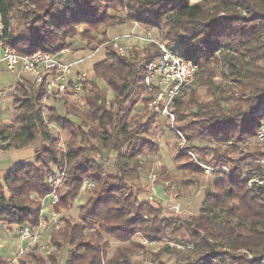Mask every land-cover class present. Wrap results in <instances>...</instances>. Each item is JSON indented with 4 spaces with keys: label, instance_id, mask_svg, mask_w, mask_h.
Returning <instances> with one entry per match:
<instances>
[{
    "label": "trees",
    "instance_id": "obj_1",
    "mask_svg": "<svg viewBox=\"0 0 264 264\" xmlns=\"http://www.w3.org/2000/svg\"><path fill=\"white\" fill-rule=\"evenodd\" d=\"M13 12L24 25L18 32L11 28ZM0 14L4 42L21 54L38 49L58 53L74 45L77 36L89 50L107 48L105 58L94 64V74L113 93L107 104L105 90L91 79L84 103L55 100L44 115L38 103L41 92L31 80L17 82L11 96L14 116L10 123L0 122V148L38 145L32 161H18L0 182V225H39L41 198L52 189L47 183L52 165L68 171L65 186L59 188L58 210L80 195L86 179L95 181L79 220L60 216L64 225L51 233L49 243L55 249L48 257L33 250L20 256L19 264H56L60 250L67 252L64 264H103L106 257L109 264H143L134 258L141 253L149 254L145 259L153 264H167L161 260L165 254L175 257L168 264H264V182L250 184L254 177L264 180V149L235 153L239 144L258 139L264 121V0H0ZM127 21L139 23L168 46L176 44L199 67L193 95L177 100L175 111L182 121L177 127L187 148L221 168L205 189L199 211L187 218L166 216L150 193L141 199L146 190L134 192L126 182L140 181L151 171L154 160L147 164V154L157 152L160 143L141 134H148V125L161 118L148 109L133 114L148 93L145 69L159 49L121 55L107 33L110 26ZM217 75L232 77L236 90L214 86ZM198 86L208 88L209 99L196 96ZM61 102L65 115L58 110ZM46 119L71 134L66 150L58 146L59 137ZM105 151L114 154L115 173L105 169ZM174 160L184 173L204 172L184 151L174 153ZM160 173L173 179L165 167ZM192 176L184 178L186 184L196 182ZM137 234L141 240L135 239ZM168 234L191 247L184 253L167 242L155 251L143 242H160ZM111 239L120 243L108 256ZM0 264L14 263L2 258Z\"/></svg>",
    "mask_w": 264,
    "mask_h": 264
},
{
    "label": "built area",
    "instance_id": "obj_2",
    "mask_svg": "<svg viewBox=\"0 0 264 264\" xmlns=\"http://www.w3.org/2000/svg\"><path fill=\"white\" fill-rule=\"evenodd\" d=\"M4 33V22L0 14V74L3 71L2 63L6 70L14 75V81H0V97L7 92V85L14 89L17 82L29 78L36 90L41 92L38 98V103L45 108L49 105V100H61L63 98H75L81 103H84V96L87 91L91 90L88 82L91 80L88 72L83 68H75L82 65L87 58L81 57L74 61L66 60L63 56L68 52L69 48H64L58 53H51L42 49L34 51L32 54H21L16 48L4 42L2 35ZM133 34H125L124 37H131ZM139 40L151 48L152 51L159 49V55L151 59L145 69L144 83L147 88L148 110L157 113L161 117L168 120L173 130L179 137V150L190 155L191 159L204 167V173L207 176L214 175V172L221 168L212 164L205 163L193 149L187 148V139L182 131L177 127L178 118L175 111L177 100L185 96L194 85L198 73V64L192 58L183 54L177 48L168 46L165 41L157 38L152 31H146L143 35L138 36ZM110 43L116 48L121 55H128L134 49V45H123L119 38L110 39ZM37 96L38 94L35 93ZM49 127L54 125L46 119ZM257 138L264 141V121L262 122L261 130L257 134ZM63 150H66L63 148ZM227 169V168H224ZM68 171L66 168L54 167L47 175V183L52 188L51 191L43 197L42 214L45 212V205L51 208L46 210L49 212V218L42 219L37 226L30 224L20 225L19 238L29 245H36L40 239L44 238L47 231L58 230L61 227L62 220L60 219V211L54 209L60 201L59 188L65 186ZM157 174L152 172L148 179L154 182ZM263 183L264 180L259 177H254L250 180ZM95 186V181L86 179L83 183L80 193H88ZM151 201H156L157 205L166 207L165 215H180L182 209L180 204L175 200V197L161 196L154 185L152 193L149 195ZM164 201V203L162 202ZM161 203V204H160ZM145 243H148L145 240ZM172 245V244H171ZM177 247L182 248L183 246ZM191 247V245H188ZM40 249H44L45 245L40 244ZM185 248V246H184ZM22 252V250H21ZM105 264V263H104ZM148 264H153L149 261Z\"/></svg>",
    "mask_w": 264,
    "mask_h": 264
},
{
    "label": "rangeland",
    "instance_id": "obj_3",
    "mask_svg": "<svg viewBox=\"0 0 264 264\" xmlns=\"http://www.w3.org/2000/svg\"><path fill=\"white\" fill-rule=\"evenodd\" d=\"M193 1H196V0H193ZM85 27H86L85 25H81L79 28H80V30H82ZM11 28L16 30V32H18L24 28L22 21L17 17V13H15V12H13V17L11 19ZM115 29H116L115 27L111 28V30H115ZM136 32H139V31H136ZM111 33H112V31L107 33V36L111 37V35H110ZM73 42L76 43L77 47L80 46L79 43H82V45L85 44L84 40H82L79 36L74 38ZM75 43H74V45L71 46V47H73L72 49L76 48ZM172 47L176 48V44L173 43ZM106 49L107 48H105V47H100V49L90 59V60H92V64H93V62L99 61L100 59H102L106 56ZM146 49L147 48H144V49L137 48V49H133V50H138V51L142 52V51H145ZM71 56L73 57V55H70V54L64 55L63 57L66 58V60H67V59H71ZM142 58H143V54L141 53L138 60L141 61ZM81 66L82 65L77 64L75 66V68H78V67L80 68ZM82 68H84L89 73V70H87V68H85V66ZM92 68H93V66H91L89 68L90 73H91ZM26 79L30 80L29 78H25V80ZM14 80L15 79L12 76V74H9L6 72H3L0 74V81L1 82H10V81H14ZM93 80H96L95 82L97 83V85L100 89L105 90L106 96H107V101H108L107 104H110L111 100L113 99V93H112L111 88H109L107 86V84L105 83V81L102 78L94 77ZM218 84H226V86L228 88H231L232 91L236 90L235 85H234V81H233L232 77H230V76H227V75H226V77L222 76V75L215 76L214 77V86H218ZM12 88H13L12 86L7 85V90H6L7 93L4 96L0 97V122H2V123H7L14 116V108H13L12 97H11L14 89H12ZM212 89H213V87H212ZM196 92H197L196 96H200L201 98H204V99H209L211 96V94L208 92V88L206 86H198L196 88ZM192 95H193V91L191 90L188 94L185 95V99H188ZM143 96H145V97L143 98V100L139 101V104H137V108L135 106V110L133 111V114L134 113H143L145 111H148L147 110L148 98H146V96H148V95L146 92H144ZM69 99H71L72 101H75L74 98H69ZM55 102H56L55 100H49V104H56ZM58 110H59V112L62 113V115L66 114V109L63 106L62 102L60 103ZM45 112H46V114L48 113L47 108H45ZM69 116L72 118L74 117V115H72V114H70ZM139 120H141V121L146 120V117L140 118ZM181 123H182V121H179V119H178L177 124H181ZM145 126H147V124ZM149 126H150V128H149L150 131L148 133L149 135L148 134H141V136L154 138L155 140H157L160 143V148L155 153H151L149 155L147 154V159H146L147 164H150V162H152L154 160V162L152 163V167L150 169L151 171H146L145 175H143V178L140 181L136 180V179H127L126 182H127L128 186L131 187V190H133L134 192H136L138 189H142V188H143V190H146V192L144 191L145 192L144 194L143 193L141 194V199L145 198V194L147 195V193H150V194L152 193V189H153L154 185L157 188H158V186H161L162 189H165L164 191L169 192L171 196L175 197V200L180 204V208L182 209V213H179V214L181 217L187 218L193 214H196L199 211L201 204H202V201H201V203H199V200H198L199 194H201V193L204 194L205 189L211 184L214 176L213 175L207 176L204 172L202 174L196 173V175L192 176V174H193L192 172L191 173L190 172L184 173L181 169L177 168V166H176L177 162H175V160H174V153L175 154H176V152L178 153L180 140H179L178 134L173 130V128L171 127V125L167 119H165L163 117L157 118L156 122L148 125V127ZM50 128L59 137V140L57 143L58 146L61 147L62 149L63 148L67 149L68 146H67L66 142H67V140L70 139L71 134L68 131L58 127L56 124L51 125ZM195 141H197L198 143L202 142L200 140H195ZM201 144H203V143H201ZM213 144L215 145L216 143H213ZM37 145H38V143H37ZM37 145L36 144H29V145L22 147V148H13V149H15L19 152L20 151L29 152L30 150H33V153L30 154V156H28V159H32L35 157ZM216 146H219V145L216 144ZM227 147H228V143L222 144V148H227ZM239 147L240 148L235 151L236 155H239V150H241V148H244L245 152L246 151H254V150H258V149H262V148L264 149V145L261 144V142L255 138L248 139L247 142H245L243 144H239ZM0 149H2V148H0ZM105 155L108 156L109 153L107 151H105ZM113 156H114V154H113ZM113 156L111 155V157H110V155H109L108 160H104L103 162L105 164L104 166H105V169L107 171L115 173L116 172V167H115L116 160H115V158H113ZM98 157H99V155H98ZM54 167H56V166L52 165V168H54ZM163 167H165L168 170L170 176H172L173 179L172 178L165 179L164 177H162V175H161L162 173H160V172H161V169ZM153 168H156V169L154 170ZM152 172H155L157 174V180H155L154 182H151L148 179V176ZM191 176L193 178H195L196 182H194L193 184H186L184 181V178L185 177H191ZM6 192L8 194L7 190H6ZM91 196H93V193H91V192H88L85 194L80 193V195L76 199L71 201V203H70L71 205L68 204L67 206L59 207V210L58 209H56V210L60 211L61 216L68 214L70 216V219L77 221V220H79V217H80V208H81L82 204H84L86 202V200L88 199V197H91ZM41 202L43 203V197L41 198ZM152 202H154V204H156V201H152ZM162 202L164 203V201H162ZM198 203L200 204L199 208H198ZM159 206L163 209V213L165 214L164 210L166 209V207H163L161 205H159ZM50 208H51L50 206L45 205V213L47 212L46 210H48ZM53 208L55 209L56 206ZM45 213L42 214V212H41V216L45 215ZM42 219L43 218L41 217V220ZM62 225H64V224L61 222V227H62ZM19 226H20L19 224H13L11 228H16ZM4 231L9 232V234L11 233L10 232L11 230L7 229V228H5ZM52 232H54V231H52ZM11 235H13V234H11ZM168 236H170V238ZM173 237H174L173 235L168 234V235H165L164 238L162 239V241H160V242H152V243H149V242L145 243V241H143V242L149 250L152 249V250L157 251L163 244H165L167 242H170L172 244L171 246H173L174 244H177L176 238L171 239ZM179 237L180 236H178V238ZM4 238L7 239L8 242L12 241V239L10 240L9 235L4 236ZM135 239L141 240L140 234L139 235L137 234L135 236ZM41 240H44V239L42 238ZM111 243H112V247L108 252V256H111L113 254V251H114L116 244H119L120 242L111 239ZM41 244H44L45 248L40 249L37 252L40 254H44L45 257H48V255L55 249L54 246H51L47 242H44V243L41 242ZM15 245H16V242L15 243L11 242V247H14ZM179 246H183V245L179 244ZM176 248H179V250H182L184 253H186V251L190 247L185 246V248H184V246H183L182 248H180V247H176ZM145 251H148V250H145ZM58 253H59L58 254V260H57L56 264H64L65 260H66V256H67L66 250H64V251L60 250ZM62 253H63V258H61ZM27 254L28 253H26L24 255H27ZM10 257H12V255H10ZM146 257H147V259H150L149 254L146 255V254L141 253L139 255L134 256V258L142 260L143 264H148L147 259H145ZM161 260L166 261L168 263H171L172 260H175V257L171 256V254H165L162 256ZM107 261H108V258L106 257L103 264L104 263L109 264V263H107ZM47 264H53V263L48 262Z\"/></svg>",
    "mask_w": 264,
    "mask_h": 264
},
{
    "label": "crops",
    "instance_id": "obj_4",
    "mask_svg": "<svg viewBox=\"0 0 264 264\" xmlns=\"http://www.w3.org/2000/svg\"><path fill=\"white\" fill-rule=\"evenodd\" d=\"M113 27H115L116 29L111 30V28H113ZM83 29H85V28H83ZM110 31H112V33L110 34L111 37H109V38L110 39L119 38V41L123 45H134L136 48H142V49L148 47L143 42H141L138 38L139 35H143L146 31L139 23H137L135 21H127L123 24L110 26L108 28V33ZM136 31H139V32H136ZM125 34H133V36L125 38L124 37ZM79 44H80L79 47H76L75 49H72L73 47H70L68 52L63 54V55H69V54L73 55V57L71 56V59H67V60L74 61V60L81 58V57H89L91 52L93 53V51H95L93 53V55H94L100 49V47H99L95 50H89V49L85 48V44L84 45H82V43H79ZM93 55L90 56L89 58H87L81 66V68L85 66V68H87V70H89L88 74H89L90 79H92V80L95 77L94 64L96 62H98V61H95L92 64V60H90V59L93 57ZM0 56H1V49H0ZM104 58H102V59H104ZM102 59H100V60H102ZM2 66H3L2 73L6 72L7 70L5 68L4 63H2ZM91 66H93V68H92L91 73H90L89 68ZM6 73H9V72L7 71ZM9 74H11V73H9ZM11 120L8 121L7 123H10ZM32 153H33V150H30L29 152H24V151L19 152L13 148H11V149H0V182L4 183L5 174L7 173L8 170L13 168V166L18 161H21V160L32 161L34 158L28 159V156H30V154H32ZM157 190H158L159 194L163 197L165 196V198L171 196L170 193L164 191L165 189H162L161 186H158ZM203 196H204V194H202V193L199 194V198H198L199 203H201V201L203 200ZM199 203H198V208L200 207ZM49 216H50V214L47 211L45 213V215H42L41 217L43 219H46V218H49ZM11 227L12 226H8L6 224L0 225V259L4 258L6 260H11L14 264H19V257L20 256H22L26 253H29L33 250H35L36 252L39 251L40 250L39 245L41 244V242H43V243L44 242H47V243L50 242V236L52 233L50 230L47 231V233L44 235V238H43L44 240L40 239L38 246H36V245H29L27 242H23L19 238V227L20 226L16 227V228H11ZM5 228L10 229L11 233L9 234V232L4 231ZM11 234H13V235H11ZM6 235H9L10 240L12 239V241L8 242V240L4 238V236H6ZM11 242H14V243L16 242V245L14 247H11ZM21 250H22V252H21ZM10 255H12V257H10ZM42 255H44V254H42Z\"/></svg>",
    "mask_w": 264,
    "mask_h": 264
}]
</instances>
